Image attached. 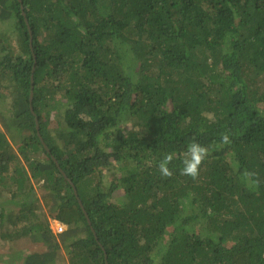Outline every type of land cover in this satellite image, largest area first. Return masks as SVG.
Returning <instances> with one entry per match:
<instances>
[{
    "label": "trees",
    "instance_id": "trees-1",
    "mask_svg": "<svg viewBox=\"0 0 264 264\" xmlns=\"http://www.w3.org/2000/svg\"><path fill=\"white\" fill-rule=\"evenodd\" d=\"M0 122L3 264H264V0H0Z\"/></svg>",
    "mask_w": 264,
    "mask_h": 264
},
{
    "label": "clouds",
    "instance_id": "clouds-1",
    "mask_svg": "<svg viewBox=\"0 0 264 264\" xmlns=\"http://www.w3.org/2000/svg\"><path fill=\"white\" fill-rule=\"evenodd\" d=\"M221 143L223 145H229L231 143L228 132L222 133ZM208 155L209 149L206 146L200 144L195 139V137H193L187 144L184 155L181 159L182 167L179 169L180 175L190 177L193 180L197 179L200 173V167ZM174 159L175 157L172 153H166L159 161L157 169L162 178H170L173 176V169L170 168L169 165L172 164ZM52 220L61 223L57 219ZM59 226H63V229L65 228V225L61 223L57 226L56 232H61L59 231Z\"/></svg>",
    "mask_w": 264,
    "mask_h": 264
},
{
    "label": "rangeland",
    "instance_id": "rangeland-1",
    "mask_svg": "<svg viewBox=\"0 0 264 264\" xmlns=\"http://www.w3.org/2000/svg\"><path fill=\"white\" fill-rule=\"evenodd\" d=\"M12 24L13 26L15 25V21H12ZM61 100H62V97H59ZM67 101L64 100V102L60 103V110H64L65 109V104H66ZM8 108L9 106L5 103V105L2 106V109L4 110V112L8 113ZM10 113V112H9ZM58 117H57V114L56 112L53 113V115L50 117V122H49V126H48V129L50 130L51 134L58 137L60 135V131H61V124L58 123ZM1 122H0V126H1ZM14 131H16L15 129H13ZM9 139L11 140V144H12V148L20 153V150H19V147H18V143L20 141V136L19 134L16 135V138L13 139L12 137H9ZM30 184L34 187L35 189V192L37 194V196L39 198L42 199V196H43V190H41V183L40 182H37L36 180L32 182H30ZM0 202H3L4 205L6 206L7 209H14L10 212H13L15 211V209H17V205L13 204L12 202H10V199L8 198H0ZM41 202V200H40ZM43 210L46 211V207L44 206L43 207ZM53 218H50V226L52 227V229L56 232L57 231V226L61 223L59 222H56L55 220H52ZM20 240H15L13 241V243H10L8 241H2L0 243V252L1 253H7L9 252L10 250H28L29 248H33V249H36L38 247H41L42 248V245L38 244V243H33V241L26 237L25 239H23V241H20ZM22 245V247H19V245ZM0 264H3L2 262H0ZM9 264H23V258L21 260L19 259H13L11 260V262Z\"/></svg>",
    "mask_w": 264,
    "mask_h": 264
},
{
    "label": "water",
    "instance_id": "water-1",
    "mask_svg": "<svg viewBox=\"0 0 264 264\" xmlns=\"http://www.w3.org/2000/svg\"><path fill=\"white\" fill-rule=\"evenodd\" d=\"M22 12H23V14L26 16V12L24 11V6H23V5H22ZM26 22H27V24H28V26H29V30H30V33H31V41H32V34H33V32H32V29H31V27H30V25H29L28 18H26ZM33 96H34V81H33V79H32V89H31V94H30V100H31V109H32V111H33L34 114H35L34 107H33V104H32ZM37 122H38V120H37ZM37 127L39 128V122L37 123ZM41 138H42V137H41ZM42 140H43V139H42ZM45 146L49 149V147L47 146V144H45ZM55 160H56V158H55ZM56 162H57L59 168L61 169L62 173L67 177V175L65 174V172L63 171V169L60 167V165H59V163H58L57 160H56ZM67 178H68V177H67ZM69 180H70V179H69ZM70 182L72 183V185H73V187H74V189H75V193H76L77 197L79 198V202H80L82 208L84 209L83 202H82V200L80 199V197H79V195H78V191H77V189H76V186L74 185V183H73L71 180H70ZM84 211H85V214H86V216H87L88 222L91 223V219H90L88 213L86 212L85 209H84Z\"/></svg>",
    "mask_w": 264,
    "mask_h": 264
},
{
    "label": "built area",
    "instance_id": "built-area-1",
    "mask_svg": "<svg viewBox=\"0 0 264 264\" xmlns=\"http://www.w3.org/2000/svg\"><path fill=\"white\" fill-rule=\"evenodd\" d=\"M63 230V226H59V231H62Z\"/></svg>",
    "mask_w": 264,
    "mask_h": 264
}]
</instances>
